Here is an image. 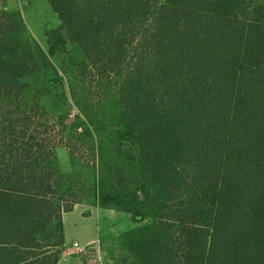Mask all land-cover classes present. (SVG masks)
<instances>
[{"label":"trees","instance_id":"trees-1","mask_svg":"<svg viewBox=\"0 0 264 264\" xmlns=\"http://www.w3.org/2000/svg\"><path fill=\"white\" fill-rule=\"evenodd\" d=\"M48 2L47 49L0 7V264L85 200L140 224L114 264H264V0Z\"/></svg>","mask_w":264,"mask_h":264},{"label":"rangeland","instance_id":"rangeland-1","mask_svg":"<svg viewBox=\"0 0 264 264\" xmlns=\"http://www.w3.org/2000/svg\"><path fill=\"white\" fill-rule=\"evenodd\" d=\"M1 2L2 6L7 5L10 11H21L30 37L47 49L46 31L57 29L60 26V19L48 0H1ZM54 61L57 65L59 64L57 58ZM76 112L73 110L74 114ZM57 156L60 169L63 172H69L71 161L67 150L59 149ZM81 156L84 161H91L90 154L84 150ZM89 204L85 200L82 205L77 206L65 217L67 241L73 245V241L77 240L80 245L84 246V249L82 251L74 249L72 255L65 257L61 264H82L83 261L87 264H114L115 240L122 234L140 226V224H135L132 217L126 213L105 210ZM91 241L95 242L86 245Z\"/></svg>","mask_w":264,"mask_h":264},{"label":"crops","instance_id":"crops-1","mask_svg":"<svg viewBox=\"0 0 264 264\" xmlns=\"http://www.w3.org/2000/svg\"><path fill=\"white\" fill-rule=\"evenodd\" d=\"M9 9V8H8ZM96 210H98L99 208H95ZM71 213V212H70ZM69 214V213H68ZM67 215V214H66ZM66 215H65V217H66ZM65 217H64V226H65ZM65 229H66V226H65ZM65 236H66V232H65ZM74 243H78V241L77 240H74L73 241ZM95 241H91V242H89V243H87L86 245H90V244H92V243H94ZM71 243H69V241H67V237H66V250H68V251H66V252H68V254H65L64 253V256H63V258L59 261V263L58 264H61L62 262H63V260H64V258L65 257H67V256H70V255H72V252H74V248H73V245H71ZM70 248H71V250H70ZM73 250V251H72ZM80 256V255H79ZM81 257V256H80Z\"/></svg>","mask_w":264,"mask_h":264},{"label":"built area","instance_id":"built-area-1","mask_svg":"<svg viewBox=\"0 0 264 264\" xmlns=\"http://www.w3.org/2000/svg\"><path fill=\"white\" fill-rule=\"evenodd\" d=\"M2 6V2L0 0V7ZM73 248L78 251H82L84 249V246L80 245L79 243H74Z\"/></svg>","mask_w":264,"mask_h":264},{"label":"water","instance_id":"water-1","mask_svg":"<svg viewBox=\"0 0 264 264\" xmlns=\"http://www.w3.org/2000/svg\"><path fill=\"white\" fill-rule=\"evenodd\" d=\"M65 254H67V252H65Z\"/></svg>","mask_w":264,"mask_h":264}]
</instances>
